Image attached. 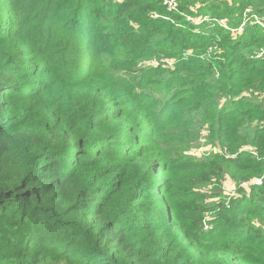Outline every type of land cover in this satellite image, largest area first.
I'll use <instances>...</instances> for the list:
<instances>
[{"label":"trees","instance_id":"1","mask_svg":"<svg viewBox=\"0 0 264 264\" xmlns=\"http://www.w3.org/2000/svg\"><path fill=\"white\" fill-rule=\"evenodd\" d=\"M176 2L0 0V264H264V0Z\"/></svg>","mask_w":264,"mask_h":264},{"label":"rangeland","instance_id":"2","mask_svg":"<svg viewBox=\"0 0 264 264\" xmlns=\"http://www.w3.org/2000/svg\"><path fill=\"white\" fill-rule=\"evenodd\" d=\"M162 1H164V0H162ZM172 1L175 2L176 0H172ZM244 14H245V11H244ZM185 17H186L185 18L186 21L190 25L193 24L192 21H195V23L196 22H198V23H201L202 22L201 19L192 18L190 16H185ZM221 20H222V22H225L228 25V22H227L226 19H218V20H216V22H220ZM243 29H244V27H243ZM236 30H231V34L233 36H235V35H237V34H239L241 32L239 30H238L239 32H236ZM217 50L218 49H217L216 46L207 47V50H206L207 53H205L206 55L205 54L204 55L207 57L209 54L216 53ZM190 53L192 54L191 51H189L188 53H186L184 55L185 58L188 57V55ZM205 56H204V58H205ZM175 61H176L175 59H170V60H164V61H160V62H157V61L151 62L150 61V62H146L145 64L146 65H149V66H152V67H157L159 64H161V66L164 68V64H167V65H165V67H173V64L175 63ZM164 100H166V99H164ZM208 137H209V132L206 131L205 129H203V131H202V138L198 141V143L195 145V147H193L192 149L189 150V151H193V152H194V150L196 151L195 152L196 155L195 156L190 155L191 157L196 158V159H199V160H202L204 157H206L208 155H219V153H215L216 150L219 151V149H222L223 151H225L223 153H226V149L225 148L219 147V146H215V145L211 144L212 142L210 141V139ZM245 149L247 151H249L248 148H245ZM249 149H251V148H249ZM214 188H217V191H216L217 195H214L211 198H207L205 200V204L218 203V202H220V199H222V198H229L230 196L235 195L234 183L228 177H225L224 180H221L219 187H214ZM243 188L248 189V186L247 185H244ZM205 189L208 190V192H206L203 189V191H204L203 193L204 194H211L212 193V188L210 186H206ZM205 217H206L207 220H211V219L208 218L209 217V214L207 216H205ZM209 227L208 226L205 227V230L207 228H209Z\"/></svg>","mask_w":264,"mask_h":264},{"label":"built area","instance_id":"3","mask_svg":"<svg viewBox=\"0 0 264 264\" xmlns=\"http://www.w3.org/2000/svg\"><path fill=\"white\" fill-rule=\"evenodd\" d=\"M113 2H119V0H112ZM163 5L164 6H166L169 10H173V11H176L177 10V3H176V1L174 2V1H172V0H164L163 1ZM201 21L203 22V21H212L211 19H209V18H207V17H204L203 19H201ZM216 21V20H215ZM263 21V18H260V17H258V16H256V15H254L252 12H251V9L250 8H248V9H246L245 10V14H244V19H243V22H242V24L237 28V30H236V32H239V31H243V27L248 23V24H251V25H255V24H258V25H260L261 27H262V29H264V22H262ZM193 22V24H199L198 22H196L195 23V21H192ZM217 24H219V25H221L222 27H224L225 29H229L228 28V26H227V24L225 23V22H222V20L220 21V22H217ZM239 30V31H238ZM240 32V33H241ZM261 54V53H260ZM165 65H167V64H164V67H165ZM248 150L250 151V153L254 156V157H257V152L254 150V149H249L248 148ZM195 150H194V152L193 151H189V152H186L185 154L186 155H193V156H195L196 154H195ZM223 152H225V151H223L222 149H219V151H217L216 150V152L215 153H219V154H222ZM264 161V160H263ZM249 184H256V185H260L261 184V179L260 178H255V179H253L252 180V182H250ZM249 184L248 183H242V187L244 186V185H247V186H249ZM205 220H207L206 219V217H205ZM205 227H207V225H205ZM204 227V228H205Z\"/></svg>","mask_w":264,"mask_h":264}]
</instances>
